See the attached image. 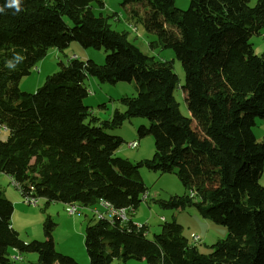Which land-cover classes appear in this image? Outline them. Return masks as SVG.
<instances>
[{
  "label": "trees",
  "instance_id": "16d2710c",
  "mask_svg": "<svg viewBox=\"0 0 264 264\" xmlns=\"http://www.w3.org/2000/svg\"><path fill=\"white\" fill-rule=\"evenodd\" d=\"M6 5L0 0V129L8 135L0 138V175L46 206L75 204L93 212L104 211L106 202L135 212L152 197L140 170L173 171L187 193L163 205L193 206L225 226L226 239L203 254L175 222L150 239L147 225L93 214L84 233L90 264H264V144L253 131L264 120V54L256 55L250 41L264 34V0L254 6L251 0H190L187 10L175 0H123L130 18L157 37L151 45L173 50L182 62L192 118L175 99L179 80L171 62L144 54L127 32L114 31L102 0H21L19 13ZM73 42L109 52L105 63L75 55L35 93L20 89L51 48L65 50ZM15 54L24 59L9 69ZM90 77L135 82L138 95L122 96L124 111L102 120L84 102L92 94L85 83ZM132 118L151 122L138 135L154 137L152 159L134 163L117 155L125 141L107 132ZM13 212L0 191V264H14L12 249L36 253L37 264H79L57 251L51 218L45 240L25 242L12 227Z\"/></svg>",
  "mask_w": 264,
  "mask_h": 264
},
{
  "label": "rangeland",
  "instance_id": "374dc122",
  "mask_svg": "<svg viewBox=\"0 0 264 264\" xmlns=\"http://www.w3.org/2000/svg\"><path fill=\"white\" fill-rule=\"evenodd\" d=\"M102 1L105 4L102 12L114 31L127 32L129 41L135 44L144 54L155 57L157 60L171 62L179 80V84L174 91L175 99L180 106L181 113L192 118L193 105L187 101L182 88L185 84L183 65L177 59L175 52L171 49H163L159 44L152 46V43H158L157 37L145 31L141 24L130 18L131 6L124 7L122 5L123 0ZM256 2L257 0H251V5L254 6ZM189 5L190 0H175V6L178 9L187 10ZM95 8L98 10V7ZM131 26H135L137 29L133 30ZM250 41L253 44L255 54L258 56L263 55L264 34L254 36ZM75 54L83 61L92 60L98 65H103L109 52L104 49H85L77 42H73L65 50L51 48L45 59L37 64L31 74L20 81V89L24 92L35 93L45 84L48 77L60 70L62 63H67ZM85 83L88 92L92 93L84 100L85 105L90 107L93 114L102 120L109 119L116 109L124 111L125 108L118 102L122 96L136 97L138 95L135 82H121L112 85L90 77ZM150 125L151 122L148 119L132 118L126 121L122 127L107 132L109 135L120 137L125 141L117 155L134 163L144 159H152L155 153L154 137L145 136L140 138L138 135L140 127L148 128ZM253 131L259 143L264 144V120L258 119ZM7 137V131L0 129V138L6 140ZM135 141L140 142V145L136 149H129L128 144ZM37 162L38 159H34L33 163L37 164ZM140 174L152 197L143 202L137 211L129 214L130 217L138 221V224L146 225L148 223L147 234L150 239L161 232L164 223L173 222L183 228L184 236L192 243H194V236H199L202 239L196 245L203 254H209L214 244L226 239L228 235L227 228L203 218L193 206L186 205L180 208H172L163 205L173 198L185 197L187 193L182 181L173 171L160 174L148 169H141ZM260 183L264 185V173ZM0 190L3 194L4 191H7V195L10 196L9 200L14 204L11 223L23 241L45 240L44 224L48 218H51L57 225L54 231L57 251L70 255L79 264H85L86 260H89L84 242V233L86 227L95 221L94 213L91 210H83L71 216L67 212V206L62 203H52L46 206L44 201H40L38 206L29 205L21 192L16 189L12 180L5 175H0ZM4 197L6 196L4 195ZM16 256L19 258L16 259ZM16 256L11 258L13 263L17 262L16 264H31L38 261L36 253L20 254L17 252ZM112 264L125 263L117 259ZM128 264H140V262L131 260Z\"/></svg>",
  "mask_w": 264,
  "mask_h": 264
},
{
  "label": "built area",
  "instance_id": "2783aa9c",
  "mask_svg": "<svg viewBox=\"0 0 264 264\" xmlns=\"http://www.w3.org/2000/svg\"><path fill=\"white\" fill-rule=\"evenodd\" d=\"M138 146H139L138 141H135V142L128 144L129 149H136ZM13 184L15 185L16 189H18V191H20L22 193V191H21V190H23L22 187L14 181H13ZM23 197H24L26 203H28L29 205H32V206H38L39 205L40 198L33 196V195H27V194H25ZM100 207L104 211H102L100 208L93 210L94 215L98 219L102 220L106 216H108V217H110V219H113V218L120 219L123 224L128 223L130 221L129 213L134 212L133 209H131V208L117 210V209L113 208L112 206H110L106 202H101ZM80 210H81V208L75 204L67 205V212L71 216L77 214ZM138 227L142 228V225H138ZM201 240L202 239L199 236L193 237L194 244L201 242Z\"/></svg>",
  "mask_w": 264,
  "mask_h": 264
},
{
  "label": "clouds",
  "instance_id": "9594fccd",
  "mask_svg": "<svg viewBox=\"0 0 264 264\" xmlns=\"http://www.w3.org/2000/svg\"><path fill=\"white\" fill-rule=\"evenodd\" d=\"M6 6L8 8H14L15 12L19 13L21 11V0H7ZM3 11H4V8L0 7V12H3ZM23 59L24 57L21 56L20 54H15L13 59H10L6 62V67L14 70L17 64L21 63Z\"/></svg>",
  "mask_w": 264,
  "mask_h": 264
},
{
  "label": "crops",
  "instance_id": "0c3cea01",
  "mask_svg": "<svg viewBox=\"0 0 264 264\" xmlns=\"http://www.w3.org/2000/svg\"><path fill=\"white\" fill-rule=\"evenodd\" d=\"M76 55V57H77V54H75ZM74 55V56H75ZM139 145H140V142H139ZM1 191V190H0ZM2 192V191H1ZM2 194H3V192H2ZM6 196L5 198H7L8 200L10 199V196L9 195H7V191H4V194H3V196ZM10 201V200H9ZM129 218H131L132 220H133V222H134V224H137V225H141V224H138V221H136L135 219H133L132 217H130V214H129ZM140 223V222H139ZM142 225H145V224H142ZM147 225V227H148V223L146 224ZM57 248V247H56ZM17 255V251L15 250V249H12V250H10V258H12V256H16ZM67 255V254H66ZM70 256V255H69ZM16 259H18L19 257L18 256H16L15 257ZM14 258V259H15ZM15 259V260H16ZM89 259V258H88ZM21 262H23V261H21ZM89 260H86V262H85V264H89ZM17 262H14V264H16ZM37 263V262H36ZM36 263H31V264H36ZM82 264V263H81ZM125 264H128V262L127 263H125ZM140 264H146L144 261H141L140 262Z\"/></svg>",
  "mask_w": 264,
  "mask_h": 264
}]
</instances>
